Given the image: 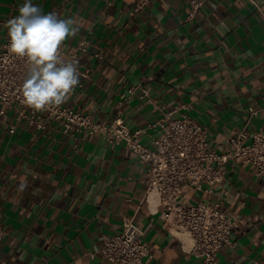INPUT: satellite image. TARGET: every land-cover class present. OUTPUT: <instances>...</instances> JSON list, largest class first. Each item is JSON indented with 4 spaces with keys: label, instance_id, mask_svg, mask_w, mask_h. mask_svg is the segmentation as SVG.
<instances>
[{
    "label": "crops",
    "instance_id": "crops-1",
    "mask_svg": "<svg viewBox=\"0 0 264 264\" xmlns=\"http://www.w3.org/2000/svg\"><path fill=\"white\" fill-rule=\"evenodd\" d=\"M24 2L0 0V48ZM32 3L77 21L64 56L83 37L102 48V59L85 55L92 81L67 100L99 122L109 124L120 109L137 129L165 111L185 112L208 128L220 151L243 129L264 133V0H206L197 14L190 0H152L136 15L134 0ZM140 83L158 107L140 89L130 96ZM158 135L150 130L143 140L153 145ZM74 143L55 124L38 132L21 122L11 133L0 122V264H100L104 236L119 232L125 215L152 246L150 264H199L168 229L163 209H150L146 164L136 153L102 133ZM210 197L241 219L219 263L264 264V179L230 164Z\"/></svg>",
    "mask_w": 264,
    "mask_h": 264
},
{
    "label": "built area",
    "instance_id": "built-area-1",
    "mask_svg": "<svg viewBox=\"0 0 264 264\" xmlns=\"http://www.w3.org/2000/svg\"><path fill=\"white\" fill-rule=\"evenodd\" d=\"M151 1L134 0L131 14L140 13ZM205 1L190 0L192 13H199ZM262 14L264 18V12ZM87 54L99 59L104 57L102 48L91 44L86 37L68 56L62 53L66 59L78 61L79 84L74 92L92 81V72L84 68ZM26 73L25 61L9 52L7 38L0 48V122L8 125L11 133L21 122L38 132L55 124L75 140V148L88 134L95 133H102L113 146L124 144L146 164L145 200L150 209H163L168 229L179 237L187 254L200 259L199 264H220L218 252L231 243V234L241 219L225 207L223 200L212 199L210 195L225 179L230 164L250 167L264 179V133L250 135L243 129L229 138L226 150L220 151L211 146L205 125L185 112L174 116L176 110L165 111L161 117L137 129L125 123L120 109L109 124L99 122L93 113L67 101L50 110L34 111L22 103L21 86ZM139 89L142 96L158 107L150 89L142 83L131 89L130 96ZM251 112L256 113V110ZM150 130L159 133L153 145L143 140ZM196 194L205 197L196 198ZM98 253L100 264H150L154 257L143 229L130 215L123 217V228L119 232L104 236Z\"/></svg>",
    "mask_w": 264,
    "mask_h": 264
},
{
    "label": "clouds",
    "instance_id": "clouds-1",
    "mask_svg": "<svg viewBox=\"0 0 264 264\" xmlns=\"http://www.w3.org/2000/svg\"><path fill=\"white\" fill-rule=\"evenodd\" d=\"M18 11L6 28L9 52L27 66L22 103L34 111L53 109L64 104L79 84L78 61L62 55L65 42L79 26L72 18L43 13L32 0H25Z\"/></svg>",
    "mask_w": 264,
    "mask_h": 264
},
{
    "label": "rangeland",
    "instance_id": "rangeland-1",
    "mask_svg": "<svg viewBox=\"0 0 264 264\" xmlns=\"http://www.w3.org/2000/svg\"><path fill=\"white\" fill-rule=\"evenodd\" d=\"M196 198H202V197H200L199 195H196Z\"/></svg>",
    "mask_w": 264,
    "mask_h": 264
}]
</instances>
